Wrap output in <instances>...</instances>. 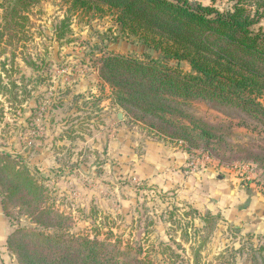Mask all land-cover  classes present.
I'll return each instance as SVG.
<instances>
[{"label": "rangeland", "instance_id": "obj_1", "mask_svg": "<svg viewBox=\"0 0 264 264\" xmlns=\"http://www.w3.org/2000/svg\"><path fill=\"white\" fill-rule=\"evenodd\" d=\"M9 1L0 0V154H7L42 186L38 193L30 191L21 177L26 187L16 191L13 170L0 173V199L6 198L16 246L10 243L14 251L8 253L15 263L29 264L24 254L33 252V232L53 234L59 225L58 236L67 239L86 236L105 242L113 233L111 241L120 237L132 247H143L141 256L156 264H194L198 247L199 264H245V256L236 250L245 242L235 231L219 227L221 222L204 227V214L179 192L136 179L129 160L132 151L142 155L146 141L162 139L180 144L189 155V173L226 170V164L250 159L256 147L264 149L263 137L248 130L264 127V118L215 103L183 105L187 116L213 127L216 136H226L205 149L191 147L170 137L180 130L163 122L165 117L144 116L118 104L104 79L108 56L144 62H149L148 54L161 58L117 24L115 11L87 12L75 9L71 0H26L28 6L18 7L21 17L16 20L6 16ZM187 1L221 13L237 4ZM244 6L255 14L251 1ZM260 10L254 28L264 32ZM169 63L192 73L187 62ZM238 122L243 125L238 127ZM37 198L40 202L34 203ZM36 207L45 212L39 220ZM194 228L201 230L199 236ZM19 246L25 247L18 254Z\"/></svg>", "mask_w": 264, "mask_h": 264}, {"label": "trees", "instance_id": "obj_2", "mask_svg": "<svg viewBox=\"0 0 264 264\" xmlns=\"http://www.w3.org/2000/svg\"><path fill=\"white\" fill-rule=\"evenodd\" d=\"M25 1L10 0L9 6L4 5L6 16L20 19L18 7L26 5ZM71 1L75 9L87 12L104 11L105 8L115 11L118 14L116 22L124 31L136 36L146 49L161 55L154 59L148 54L149 62L108 56L104 59L102 75L112 85L121 106L132 107L144 116L160 120L165 117L163 122L179 126V133L170 137H179L200 150L214 140L226 138L216 136L213 127L203 125L200 119L187 116L183 105L215 103L239 109L260 121L264 118L261 103L264 97V32L254 28L262 13L260 9H264V0H237L233 10L225 13L202 5L193 6L187 0ZM248 1L257 7L255 14L244 6ZM170 61L189 63L192 73H183L171 66ZM186 118L191 122L183 123ZM241 124L238 122L237 126ZM159 130L168 136L165 130ZM248 130L256 131L264 139V127ZM16 163L7 154H0V173L13 170L17 176L15 190H23L28 183L30 191H42V186ZM235 163L255 167L258 173L261 172L257 185L264 183V149L256 147L250 159L224 167L232 168ZM1 202L12 225L6 198L2 197ZM38 202L39 198L34 201ZM35 209V219L39 220V215L45 212ZM192 213L197 214V211ZM204 215V227L210 224L216 227L221 222L219 215L210 212ZM58 227L56 225L54 229L58 230ZM57 230L53 234L32 233L33 252L24 254L29 264H156L149 257H142L143 247H132L120 237L111 241L113 233L105 242H100L86 236H69L67 239L63 234L58 236ZM194 230L195 236H199L201 230ZM10 243L16 248L10 239L9 250ZM24 247H18V254ZM199 250L200 247L194 251V264H199ZM236 250L245 256V264L264 262V244L255 247L247 240Z\"/></svg>", "mask_w": 264, "mask_h": 264}, {"label": "crops", "instance_id": "obj_3", "mask_svg": "<svg viewBox=\"0 0 264 264\" xmlns=\"http://www.w3.org/2000/svg\"><path fill=\"white\" fill-rule=\"evenodd\" d=\"M128 150L124 149L126 153ZM131 156L132 172L139 181H147L166 192H179L200 214L219 215V227L235 231L240 239L250 240L255 247L264 244V191L257 183L242 186L224 169L189 173L186 169L189 155L180 144L162 139L146 141L142 155L138 157L132 151ZM13 231L0 199V264H16L8 253Z\"/></svg>", "mask_w": 264, "mask_h": 264}, {"label": "built area", "instance_id": "obj_4", "mask_svg": "<svg viewBox=\"0 0 264 264\" xmlns=\"http://www.w3.org/2000/svg\"><path fill=\"white\" fill-rule=\"evenodd\" d=\"M237 179L242 186L250 183H256L258 180V172L255 167L249 164L235 163L232 168L226 169ZM260 187L264 191V183H260Z\"/></svg>", "mask_w": 264, "mask_h": 264}, {"label": "water", "instance_id": "obj_5", "mask_svg": "<svg viewBox=\"0 0 264 264\" xmlns=\"http://www.w3.org/2000/svg\"><path fill=\"white\" fill-rule=\"evenodd\" d=\"M120 117H122V115L120 114Z\"/></svg>", "mask_w": 264, "mask_h": 264}]
</instances>
